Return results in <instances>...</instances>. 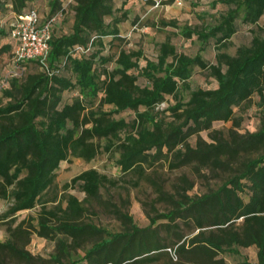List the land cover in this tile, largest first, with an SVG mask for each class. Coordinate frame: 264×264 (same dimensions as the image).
I'll return each instance as SVG.
<instances>
[{
    "label": "trees",
    "instance_id": "16d2710c",
    "mask_svg": "<svg viewBox=\"0 0 264 264\" xmlns=\"http://www.w3.org/2000/svg\"><path fill=\"white\" fill-rule=\"evenodd\" d=\"M36 1L0 0V22L7 25H0V58L12 51L10 23L35 10ZM114 1L49 0L46 67L19 63L20 74L0 91V200L6 202L0 264H227L251 247L256 262L242 264H264V29L233 54L226 51L237 20L256 25L264 0H217L230 9L216 25L182 31L201 43L194 57L165 39L143 67L140 51L121 48L130 0L118 9ZM68 11L70 32L56 34L54 21ZM159 26L179 28L175 20ZM208 44L216 50L214 64L201 55ZM195 68L208 71L214 86L191 89ZM166 97L174 103L159 109ZM253 98L258 127L241 131V112ZM124 112L132 114L117 116ZM215 122L230 126L216 129ZM98 155L121 175L88 168L57 188L63 162ZM165 170L178 173L164 178ZM141 182L154 194L137 200L145 227L129 213V186ZM35 208V216L18 220L17 213ZM105 218L114 225H104ZM33 236L53 243L47 258L29 249Z\"/></svg>",
    "mask_w": 264,
    "mask_h": 264
},
{
    "label": "rangeland",
    "instance_id": "374dc122",
    "mask_svg": "<svg viewBox=\"0 0 264 264\" xmlns=\"http://www.w3.org/2000/svg\"><path fill=\"white\" fill-rule=\"evenodd\" d=\"M48 1L49 0H37L32 8L35 9L40 17V24L48 16ZM122 0H115L114 7L118 9L121 6ZM126 8L129 11L128 19L120 25V36L123 37L121 42V48L126 51H140L142 58L139 60V66L145 65V60H155L157 56V44L168 39L172 43L178 53L185 54L189 57H194L201 46V43L192 37L187 40L182 35V31L185 27L202 30L206 27L216 25L221 16L228 13L230 7L217 0H130ZM175 20L179 26L178 29L172 27H166L164 29L159 28V22ZM72 24V14L68 11L62 17L57 18L53 23V28L56 34L69 33ZM4 28L7 25L4 21L0 22ZM236 33L227 42V53L233 54L239 46L247 45L252 36V32H257L258 29H264V16L254 26L245 25L240 23L238 19L236 22ZM105 39L104 41H107ZM10 42V40H8ZM104 55H107L109 51H104ZM216 50L213 48V44H208L205 51L201 53L202 57L214 64V56ZM113 67V64L109 66ZM31 72L39 71L35 66H31ZM65 75V70L63 71ZM136 73V72H134ZM20 72L17 66L12 62V51L9 54H5L0 58V91L5 87L6 80L13 76L19 75ZM137 83L140 86L145 85V80L139 78ZM214 81L208 76V71L195 68L191 78L189 79V85L191 89L196 88H211L214 86ZM185 91V90H184ZM181 91V95L184 99L187 98V93ZM174 103L171 97H166L164 102L161 103L158 108L164 109L166 106ZM105 109H109L110 106H104ZM131 112H124L117 116H130ZM258 110L256 107V98H253L251 106L241 112L243 121L241 124V131H254L258 127ZM230 126V122H215L213 128L225 129ZM200 135L208 139L207 133L201 132ZM195 136L189 138V142L194 144ZM95 168L98 171L107 174L108 176H120L119 169L114 165L113 161L106 155H98L90 162H85L78 158H72L70 161L63 162L56 172L55 184L57 188L70 180L74 175L79 172L88 169ZM178 171L168 172L165 170V177H173ZM129 213L133 217L136 225L139 227H145L148 225V219L145 216L142 205L137 201L139 199L144 201H150L154 194L151 188L145 183L141 182L139 187L129 186ZM70 193L75 194L79 198H82L83 194L75 189H69ZM162 208L161 206H157ZM6 208V202L0 200V213ZM36 209L21 211L17 213L18 220H22L28 216H35ZM102 223L108 226H113L114 223L109 219H102ZM6 238L4 228L0 226V241ZM53 243L45 240H41L32 237L29 249L33 254L40 255L47 258L53 252ZM255 248L251 247L240 251V256L235 258H227V264H242L243 262L255 263L256 254Z\"/></svg>",
    "mask_w": 264,
    "mask_h": 264
},
{
    "label": "built area",
    "instance_id": "2783aa9c",
    "mask_svg": "<svg viewBox=\"0 0 264 264\" xmlns=\"http://www.w3.org/2000/svg\"><path fill=\"white\" fill-rule=\"evenodd\" d=\"M50 24H40L36 10L14 17L9 26V39L12 43V62L17 68L19 63L25 61H38L46 67L50 50Z\"/></svg>",
    "mask_w": 264,
    "mask_h": 264
}]
</instances>
